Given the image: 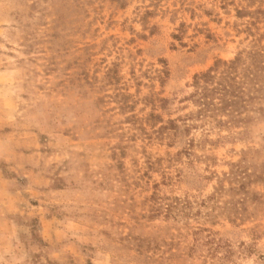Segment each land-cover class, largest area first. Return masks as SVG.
Listing matches in <instances>:
<instances>
[{"label": "rangeland", "instance_id": "1", "mask_svg": "<svg viewBox=\"0 0 264 264\" xmlns=\"http://www.w3.org/2000/svg\"><path fill=\"white\" fill-rule=\"evenodd\" d=\"M0 264H264V0H0Z\"/></svg>", "mask_w": 264, "mask_h": 264}, {"label": "trees", "instance_id": "2", "mask_svg": "<svg viewBox=\"0 0 264 264\" xmlns=\"http://www.w3.org/2000/svg\"><path fill=\"white\" fill-rule=\"evenodd\" d=\"M202 77H204V78H205V77H208V74L202 75ZM196 79H197V77H196Z\"/></svg>", "mask_w": 264, "mask_h": 264}]
</instances>
